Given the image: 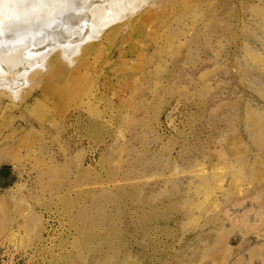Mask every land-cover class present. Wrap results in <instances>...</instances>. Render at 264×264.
<instances>
[{"label":"rangeland","instance_id":"1","mask_svg":"<svg viewBox=\"0 0 264 264\" xmlns=\"http://www.w3.org/2000/svg\"><path fill=\"white\" fill-rule=\"evenodd\" d=\"M153 1L0 95V243L33 264H264V0Z\"/></svg>","mask_w":264,"mask_h":264},{"label":"bare ground","instance_id":"2","mask_svg":"<svg viewBox=\"0 0 264 264\" xmlns=\"http://www.w3.org/2000/svg\"><path fill=\"white\" fill-rule=\"evenodd\" d=\"M36 1L40 6L26 12L13 8L0 19V95L17 99L21 91L25 103L33 97L31 91L35 86L44 95L54 93L65 77V62L69 67L75 65L77 62L73 60H78L87 46L104 39L109 29L137 16L147 3V0H63L58 7L62 18H51V0ZM33 13L36 19L32 18ZM3 17L13 18L14 24L32 19L23 23V29H14L13 34L6 31ZM42 18L49 20L39 25Z\"/></svg>","mask_w":264,"mask_h":264},{"label":"built area","instance_id":"3","mask_svg":"<svg viewBox=\"0 0 264 264\" xmlns=\"http://www.w3.org/2000/svg\"><path fill=\"white\" fill-rule=\"evenodd\" d=\"M32 252L17 250L15 247L0 243V264H33Z\"/></svg>","mask_w":264,"mask_h":264}]
</instances>
